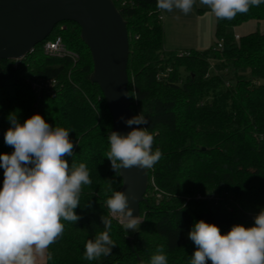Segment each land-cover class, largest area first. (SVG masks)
<instances>
[{"label": "trees", "instance_id": "trees-1", "mask_svg": "<svg viewBox=\"0 0 264 264\" xmlns=\"http://www.w3.org/2000/svg\"><path fill=\"white\" fill-rule=\"evenodd\" d=\"M113 2L129 33L131 108L135 116L144 113L148 124L140 127L154 135L153 151L163 153L148 169L138 231L128 237L105 203L109 180L114 190L122 188L106 157L113 121L100 87L91 82L94 64L77 24L62 22L24 59L0 62V153L14 150L4 142L9 114L15 111L22 124L39 113L51 126L71 131L69 166L84 163L89 170L92 184L82 186L74 209L81 219L61 221L63 235L47 249L53 258L45 264H150L161 247L168 264H190L196 245L188 232L196 221L216 224L225 234L234 224L251 226L264 208V33L236 41L233 31L264 21V4L232 20L216 18L215 38L224 40L223 50L167 53L157 0ZM58 37L79 56L77 62L44 53V44ZM51 81L53 87L33 89V83ZM3 172L0 167V188ZM102 215L112 220L117 246L111 255L88 261L85 244L105 230Z\"/></svg>", "mask_w": 264, "mask_h": 264}, {"label": "clouds", "instance_id": "clouds-1", "mask_svg": "<svg viewBox=\"0 0 264 264\" xmlns=\"http://www.w3.org/2000/svg\"><path fill=\"white\" fill-rule=\"evenodd\" d=\"M199 2L218 20H232L238 13L264 4V0ZM195 3L196 0H157L156 6L162 11L177 9L187 15ZM8 120L11 127L4 134V142L14 150L0 153V167L4 169L0 188V264H34V253L44 256L63 235L62 220L74 223L81 219L74 209L80 205L82 186L91 185L92 180L84 163L70 167L65 159L74 154L69 129L51 126L39 113L21 124L13 111ZM124 122L128 126L145 125L148 119L141 112ZM107 140L110 147L106 157L116 176L133 166L152 169L163 156L159 148L153 151L154 135L148 128H133L127 134L112 131ZM108 192L111 196L105 203L109 215L119 216L126 231H138L142 221L133 216L129 196L114 190L112 180ZM109 215L100 217L105 230L85 244L84 258L88 261L111 255L117 246L110 236ZM253 220L251 226L234 224L225 234L216 224L196 221L188 232V238L196 245L190 264H264V208ZM47 258H53L51 252H47ZM150 264H168L162 247L151 257Z\"/></svg>", "mask_w": 264, "mask_h": 264}, {"label": "water", "instance_id": "water-1", "mask_svg": "<svg viewBox=\"0 0 264 264\" xmlns=\"http://www.w3.org/2000/svg\"><path fill=\"white\" fill-rule=\"evenodd\" d=\"M62 22L81 29L94 64L90 79L104 95L112 131L127 134L140 128L124 122L135 116L129 99L130 43L127 24L113 0H0V62L24 59ZM120 177V190L129 196L133 216L140 219L149 186L148 169H122Z\"/></svg>", "mask_w": 264, "mask_h": 264}, {"label": "crops", "instance_id": "crops-1", "mask_svg": "<svg viewBox=\"0 0 264 264\" xmlns=\"http://www.w3.org/2000/svg\"><path fill=\"white\" fill-rule=\"evenodd\" d=\"M160 12L165 30L166 52L209 49L211 39L215 34L216 18L210 13L207 6L196 0L193 11L187 15L177 9L172 12L162 10ZM233 31L239 37L256 31L264 33V21H250ZM34 255V264H45L47 262V252L44 256L36 253Z\"/></svg>", "mask_w": 264, "mask_h": 264}, {"label": "built area", "instance_id": "built-area-1", "mask_svg": "<svg viewBox=\"0 0 264 264\" xmlns=\"http://www.w3.org/2000/svg\"><path fill=\"white\" fill-rule=\"evenodd\" d=\"M239 36L238 35H235V40L238 41L239 40ZM216 48L219 49V50H223L224 49V40L221 39L217 45H216ZM44 53L50 57H56V58H64V57H70L72 58L75 62L78 61L79 59V56L74 53V52H71L69 51L62 38L61 37H58L56 40L54 41H48L44 44ZM182 55V54H181ZM56 84V81H51L50 84L48 83H33V89L37 90V91H40L42 90L43 88L44 89H47L49 86L50 87H53L54 85ZM117 218V217H115Z\"/></svg>", "mask_w": 264, "mask_h": 264}, {"label": "rangeland", "instance_id": "rangeland-1", "mask_svg": "<svg viewBox=\"0 0 264 264\" xmlns=\"http://www.w3.org/2000/svg\"><path fill=\"white\" fill-rule=\"evenodd\" d=\"M261 32V31H260ZM214 36H215V34H214ZM212 37V39H211V43H210V46H209V48L210 47H215L216 45H217V39L215 38V37ZM168 53V52H167ZM214 68V67H213ZM152 185H154V182H153V180L151 181V186ZM155 191V190H154ZM156 197L158 198V199H160V195H156ZM117 217V216H116ZM118 218V217H117ZM119 219V218H118ZM121 219V218H120ZM119 219V220H120ZM140 220L141 221H143V219H141L140 218ZM141 224V223H140ZM139 227H140V225H139ZM125 230V229H124ZM136 231H131V230H128V231H126L125 230V233H126V235L128 236V237H132L133 235H134V233H135Z\"/></svg>", "mask_w": 264, "mask_h": 264}, {"label": "bare ground", "instance_id": "bare-ground-1", "mask_svg": "<svg viewBox=\"0 0 264 264\" xmlns=\"http://www.w3.org/2000/svg\"><path fill=\"white\" fill-rule=\"evenodd\" d=\"M35 50V49H34ZM119 219H120V217L119 216H117Z\"/></svg>", "mask_w": 264, "mask_h": 264}]
</instances>
